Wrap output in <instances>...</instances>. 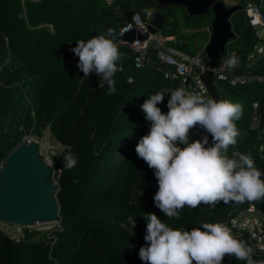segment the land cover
I'll list each match as a JSON object with an SVG mask.
<instances>
[{"label": "trees", "instance_id": "1", "mask_svg": "<svg viewBox=\"0 0 264 264\" xmlns=\"http://www.w3.org/2000/svg\"><path fill=\"white\" fill-rule=\"evenodd\" d=\"M248 1L238 0L241 8L231 17L235 37L221 61L235 58L236 65L227 66L229 79L218 81L216 91L221 95L219 101L243 106V115L235 122L240 136L228 155L233 151L250 155L255 167L264 172V150L252 147L255 142L264 143V81L230 82L237 75H264V54L257 51L264 37L249 22ZM115 5L118 11L106 0H0V170L5 157L28 134L41 136L49 128L62 146L54 160L59 172L56 198L61 224L56 240L51 245L45 235L37 238L36 232H27L26 239L17 242L0 228V264H146L139 250L147 246V214L155 213L173 229L191 231L204 223L225 224L252 204L264 211V200L220 201L214 208L186 205L176 219L166 217L155 205L158 181L154 169L135 151L151 126L141 105L156 92L181 87L180 81L166 79L158 70L157 51L152 46L148 49L152 63L135 68V51L118 45L122 54L118 66L123 71L115 74L116 91L109 94L107 83L95 72L83 78L77 67L79 57L72 49L78 40L104 35L109 28L117 38L136 14L151 22L153 14L161 11L165 20L160 32L174 36L168 45L194 55V42L203 36V28L212 25L214 14L209 10L190 16L177 5L160 10L157 0H116ZM169 96L165 93L163 103L157 105L165 114ZM255 102L263 113L261 131L249 125ZM205 135L209 147L210 134L199 126L190 130L191 140ZM67 146L77 161L71 169L64 167ZM242 241L253 250V261L258 260L251 243ZM222 264L247 262L226 255Z\"/></svg>", "mask_w": 264, "mask_h": 264}, {"label": "clouds", "instance_id": "2", "mask_svg": "<svg viewBox=\"0 0 264 264\" xmlns=\"http://www.w3.org/2000/svg\"><path fill=\"white\" fill-rule=\"evenodd\" d=\"M115 40L116 32L109 28L104 35L78 40L72 49L79 57L77 67L84 73L83 78L95 72L100 81L107 83L109 94L116 91L115 74L123 71L118 66L122 54ZM226 63L232 68L236 60ZM165 93H170L166 114L157 106L163 103ZM141 108L151 126L135 151L154 169L158 191L153 200L166 217L179 219L186 205L192 209L201 204L214 208L220 201L229 204L264 200V172L255 167L250 155L238 151L228 155L240 136L235 122L243 115L241 104L217 101L178 87L150 95ZM196 126L211 134V146L206 147L207 135L191 140L190 130ZM67 147L64 167L71 169L77 161L71 147ZM147 217V246L139 250L146 264H222L226 255L256 264L253 250L235 239L222 223H204L203 231L201 227L188 231L169 227L155 213Z\"/></svg>", "mask_w": 264, "mask_h": 264}, {"label": "built area", "instance_id": "3", "mask_svg": "<svg viewBox=\"0 0 264 264\" xmlns=\"http://www.w3.org/2000/svg\"><path fill=\"white\" fill-rule=\"evenodd\" d=\"M106 4L113 6L116 11H118V6H116V0H106ZM246 12L249 18L250 24L257 31L258 35L261 36L264 30V11L262 3H256L249 0L246 4ZM150 22H145L142 18L136 14L133 21L126 22V24L120 29L119 36L116 38L115 42L118 45H127L133 49L136 53L134 63L135 68H141L146 63L151 64V58L148 54V49L152 46L157 51L158 57V70L163 74L166 79L179 80L181 87L185 88L190 92L203 93L206 97L211 98L208 94L205 84L200 79V73L206 69L211 68L215 73V83L217 84L220 80H228L229 76L226 72L227 61L229 59H224L223 62L216 65L207 64L205 61V49L197 51L194 55L186 54L180 50H177L168 45V41L172 40L174 36H164L160 31L157 33H149V37L146 41H135L132 44L122 40V35L130 30L137 28L142 32H149L148 24ZM211 26L207 27V30L211 35ZM262 37V36H261ZM210 39V37H209ZM263 47L259 46L257 51L262 54ZM254 54L251 55V58ZM222 59V57H221ZM190 78L191 81L188 84L187 79ZM132 78H129L131 81ZM252 81H264V75L258 74H244L237 75L230 78V82L233 85L246 84ZM263 123V113L260 109V103L255 102L253 104V111L250 117V128L253 131H261ZM211 135V134H210ZM24 139L28 143H35L39 153L40 159L51 169V177L55 185L58 186V170L54 166L55 158L62 152L61 145L53 139L52 134L49 130H45L41 136L28 134L24 136ZM252 147L258 149L259 151L264 150V143L255 142ZM9 224V223H7ZM134 224V223H133ZM15 230L8 234L15 240L21 241L26 239L27 232H36V237L40 234L46 236V242L53 245L56 240V232L61 229V224L59 219L55 221H42L36 220L34 222H28L26 225H15ZM233 237L237 240H246L251 243L252 248L258 255V260L254 261L256 264H264V211L259 209L255 205H250L247 208L241 210L236 215L230 218V220L225 223ZM35 237V239H36Z\"/></svg>", "mask_w": 264, "mask_h": 264}, {"label": "water", "instance_id": "4", "mask_svg": "<svg viewBox=\"0 0 264 264\" xmlns=\"http://www.w3.org/2000/svg\"><path fill=\"white\" fill-rule=\"evenodd\" d=\"M158 8L166 10L170 5L184 7L188 15L201 16L213 11L211 35L205 47V58L220 63L227 51L228 42L235 37L231 17L241 8L240 5H227L220 0H157ZM165 13L156 11L148 24L149 32L137 28L130 29L122 35V40L132 44L144 42L149 33L161 30ZM200 79L205 84L211 98L219 101L215 73L211 68L204 69ZM190 78L187 79L189 84ZM23 138L3 160L0 170V222L26 225L36 220L55 221L59 218V205L56 198L57 187L50 181L51 169L40 159L35 143L27 144Z\"/></svg>", "mask_w": 264, "mask_h": 264}, {"label": "rangeland", "instance_id": "5", "mask_svg": "<svg viewBox=\"0 0 264 264\" xmlns=\"http://www.w3.org/2000/svg\"><path fill=\"white\" fill-rule=\"evenodd\" d=\"M225 2H226L227 5H230V6L238 4V0H226ZM262 5H263V10H264V2L262 3ZM201 31L204 32L203 36L199 37V39H198V42L201 44V47L196 48V51L201 50L202 45H204V41L207 39V37H210V32L207 30V27L203 28ZM261 36L264 37V30L262 31ZM202 42H203V44H202ZM196 44H197V42H194V48L196 47ZM260 46L263 47V49H264V42L261 43ZM61 149H62V147H61ZM2 166H3V164H2ZM2 166H1V168H2ZM55 186L58 189V186L57 185H55ZM0 228L2 230L10 231L11 233L16 229L15 226H13L12 224H7V223H4V222H0ZM6 233L8 234L9 232H6Z\"/></svg>", "mask_w": 264, "mask_h": 264}, {"label": "crops", "instance_id": "6", "mask_svg": "<svg viewBox=\"0 0 264 264\" xmlns=\"http://www.w3.org/2000/svg\"><path fill=\"white\" fill-rule=\"evenodd\" d=\"M206 41V42H205ZM204 41V45H202V48L201 50L205 49L207 43L209 42V37H207V39ZM197 44H196V47L195 48H198V47H201V44L198 42V40H196ZM203 44V42H202ZM200 51V50H199ZM262 54H264V51L262 52Z\"/></svg>", "mask_w": 264, "mask_h": 264}, {"label": "bare ground", "instance_id": "7", "mask_svg": "<svg viewBox=\"0 0 264 264\" xmlns=\"http://www.w3.org/2000/svg\"><path fill=\"white\" fill-rule=\"evenodd\" d=\"M33 142H34V141H33ZM33 142H32V143H33ZM27 144L29 145V144H31V143H28V142H27Z\"/></svg>", "mask_w": 264, "mask_h": 264}]
</instances>
